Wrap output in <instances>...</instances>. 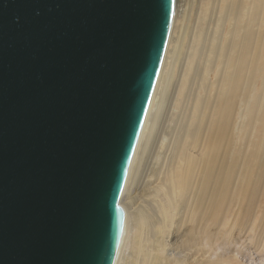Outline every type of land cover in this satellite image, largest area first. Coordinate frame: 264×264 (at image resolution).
<instances>
[{
	"label": "water",
	"instance_id": "95a60500",
	"mask_svg": "<svg viewBox=\"0 0 264 264\" xmlns=\"http://www.w3.org/2000/svg\"><path fill=\"white\" fill-rule=\"evenodd\" d=\"M174 0H0V264H114Z\"/></svg>",
	"mask_w": 264,
	"mask_h": 264
},
{
	"label": "bare ground",
	"instance_id": "6f19581e",
	"mask_svg": "<svg viewBox=\"0 0 264 264\" xmlns=\"http://www.w3.org/2000/svg\"><path fill=\"white\" fill-rule=\"evenodd\" d=\"M198 2L193 25L184 11L179 14L173 9L158 75L119 198L124 226L114 264H264V203L261 216L252 223L253 234L241 241L235 238L241 223L235 225L233 213L219 215L218 210L220 206L229 210L228 175L235 163L246 174L242 180L249 179L254 190L264 188V116L251 117L252 105H245L244 111L241 108L244 98L253 101L257 95L261 71L257 41L254 32L245 40L241 26L226 31L219 24L221 20L230 24L233 7L225 17L216 18L210 11L211 0ZM223 3L228 9L231 0ZM240 3L252 25L264 21V0ZM227 36L234 40L227 42ZM172 79L171 101L176 111L165 117L160 129L146 170L148 181L135 188L148 137L157 126ZM243 138L247 142L242 147ZM196 149L198 156L192 154ZM201 155L206 165L204 179L198 180ZM149 178H153L151 183ZM246 199L250 205L255 197ZM230 253L239 255L240 263L232 262Z\"/></svg>",
	"mask_w": 264,
	"mask_h": 264
},
{
	"label": "rangeland",
	"instance_id": "374dc122",
	"mask_svg": "<svg viewBox=\"0 0 264 264\" xmlns=\"http://www.w3.org/2000/svg\"><path fill=\"white\" fill-rule=\"evenodd\" d=\"M198 6H199L198 0H174L173 9H174V11H176L179 14H180V11H184V13H186V16H188L190 18L191 24L193 25V23L196 20L195 18H197L196 15H197ZM231 7L234 8L235 15H234V18L232 19V21L230 22V24H226L225 20H221L219 22V24L221 23L220 25H222V27L226 31L231 30V29H237L238 30V27L241 26L240 35L242 36V33L244 31L245 40L247 39L248 33L254 32L255 39H256L257 45H258L257 51H258V56H259V65L261 68V71H259V78L257 81V87L258 88H257L256 98L253 101H251L250 99L247 100V98H244L242 100V103H241V105H242L241 108H242V111H244L245 105H247V104L252 105L253 110L250 112L251 114H249L251 117H257L258 115L264 116V51L262 49V47H264V21H261V22L256 21L255 25H252V23L249 22V20L247 18V15H246L247 11L246 12L243 11V7H242V4L240 3V0H238L235 4L233 3V0H231V3H229L228 9L226 8L225 3H223V0H211L210 11H211L212 17L218 18L217 16H219V17H221V16L223 17L224 15L226 16L227 11H230ZM247 7L249 8L250 5H247ZM255 9H257L256 6H255ZM261 10H262V8L259 7V12ZM259 17H260V15H259ZM216 18H212L214 20L213 22H215ZM207 20H208V18H206L204 22H206ZM212 26H214V24ZM212 26H211V30L214 29ZM218 32L221 33V28L220 29L218 28L217 33ZM232 40H234V38L232 36H227V42H231ZM180 60H181V57H180ZM179 62H181V61H179ZM214 75H215V71L213 73H211V80H213L215 78ZM173 79H176V77H174ZM173 79H172V84L169 87V90L167 93V97H166L164 107L162 108V113L159 116L157 126L151 130L150 135L148 137V142L146 143L147 148H146L145 153L143 154V158H142L140 169H139L138 178L136 179V182H135V188H140L145 182L148 181V178L146 176V173H147L146 170L151 165V162H152L151 154L157 145L156 143H158L160 129L162 126H164L165 117L168 114H171V113L173 114L176 111L175 108L173 107L172 101H171L172 91H173L172 88L175 85V82H174L175 80L173 81ZM243 87L246 88V85L244 84ZM242 98H243V96H242ZM254 103L256 105L255 107H254ZM258 105L261 106L259 110L256 109L258 107ZM242 114L244 115V113H242ZM252 125L253 124H251L249 126V130L246 133H244V136L246 134L245 137H247V133H249L251 131V128H253ZM254 135H257L256 131H254ZM243 140H244V142L242 141L243 142L242 147L244 146V143L246 144L247 138H245V139L243 138ZM192 154L194 156H198L197 149L194 150V152H192ZM199 158H200L198 160L199 164L197 166L198 175H196V177L198 180H202V179H204L203 174H204V167L206 165V159L204 158V155H201V157L199 156ZM238 161H240V160H238ZM230 169L232 170V172L229 173V175H228V180L230 181L229 186H228L229 187L228 194L232 195V200H231V203L229 205V210H228L227 206H226L225 210H224V208H221V206L219 207L218 210H219V215L222 212H224V215L228 214V213L229 214L233 213L234 214L233 216L236 218L235 225H237V222L241 223L240 229L238 228L239 230L235 234V238H238L241 241V240H244L246 238L249 239V236L251 234H253V232L251 231V226H252L254 219L256 217L261 216L260 210H261V206L264 203V188L263 189L259 188L257 190H254V186L252 185V183H248L249 179L242 180V178L246 174H244V171L239 170V168L237 167V163H235L234 166L232 165V167H230ZM240 173H241V175H240ZM239 175H240V178H239ZM145 179H146V181H145ZM152 179L153 178H149L150 183L152 182ZM195 180H196V178L193 181H195ZM249 196L255 197L254 201L250 205L248 204L247 199H246ZM248 254L255 256L254 251L250 250V249H248ZM236 255L234 253H230L231 261L235 262V263L236 262L240 263V258H239L240 256L237 255V256H239V257H237Z\"/></svg>",
	"mask_w": 264,
	"mask_h": 264
}]
</instances>
